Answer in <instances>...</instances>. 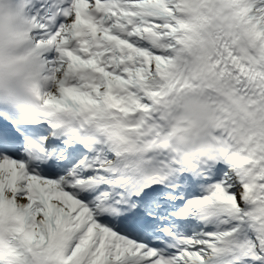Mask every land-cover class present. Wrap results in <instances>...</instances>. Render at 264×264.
I'll return each mask as SVG.
<instances>
[{
	"label": "snow or ice",
	"instance_id": "snow-or-ice-1",
	"mask_svg": "<svg viewBox=\"0 0 264 264\" xmlns=\"http://www.w3.org/2000/svg\"><path fill=\"white\" fill-rule=\"evenodd\" d=\"M0 264H264V0H0Z\"/></svg>",
	"mask_w": 264,
	"mask_h": 264
}]
</instances>
